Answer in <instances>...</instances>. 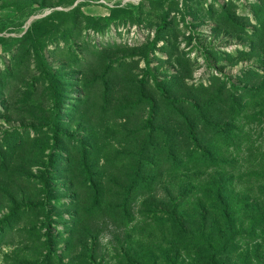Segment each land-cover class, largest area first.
<instances>
[{"label":"rangeland","instance_id":"rangeland-1","mask_svg":"<svg viewBox=\"0 0 264 264\" xmlns=\"http://www.w3.org/2000/svg\"><path fill=\"white\" fill-rule=\"evenodd\" d=\"M0 264H264V0H0Z\"/></svg>","mask_w":264,"mask_h":264}]
</instances>
